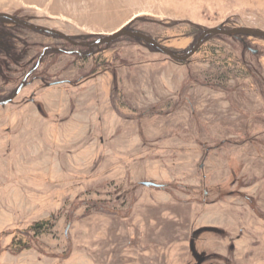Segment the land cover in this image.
<instances>
[{
    "label": "rangeland",
    "instance_id": "rangeland-1",
    "mask_svg": "<svg viewBox=\"0 0 264 264\" xmlns=\"http://www.w3.org/2000/svg\"><path fill=\"white\" fill-rule=\"evenodd\" d=\"M0 12L80 42L128 23L183 53L205 28L264 30V0H0ZM16 25L0 20L17 82L44 48L77 49ZM218 36L183 62L126 36L56 56L47 79L69 83L37 73L0 105V264H264V40Z\"/></svg>",
    "mask_w": 264,
    "mask_h": 264
},
{
    "label": "water",
    "instance_id": "water-1",
    "mask_svg": "<svg viewBox=\"0 0 264 264\" xmlns=\"http://www.w3.org/2000/svg\"><path fill=\"white\" fill-rule=\"evenodd\" d=\"M0 20H6L8 22H12L14 24H17L23 28L35 31V32H42L51 34L53 36H57L60 39L66 41L68 44L74 46V47H84L88 49V52L85 55H81L79 51L73 49V50H62L58 49L57 51L59 53H65L68 55L71 54H79L83 57H90L93 53V49H100L101 46H107L110 43L114 42L120 37H129L133 39H138L142 41L145 45L148 47L153 48L154 50L163 53L164 55L170 57L171 59L177 61V62H183L188 60L199 48V46L207 39V37L216 36V35H223V36H229V37H235L238 38L239 36L244 37H254L264 40V30L259 28H252V27H244V26H237L232 28H225L223 25H218L216 27L211 28H205L202 29L201 33L198 35V37L195 39V42L190 47L189 50H187L185 53L183 52H175L164 45H162L159 41H157L152 36H149L143 32L137 31V30H129L128 29V23L124 25L123 27L116 29L115 31H112L107 34H101L98 36L97 39L93 40L92 42H80L73 39L72 36L65 34L64 32L49 28L42 25H35L28 23L19 17L6 13V12H0ZM47 51L46 48H44L40 55L38 60L36 61L35 65L23 76L22 80L19 82L15 92L9 96L8 98L4 100H0V105H6L11 103L15 97L19 94V92L22 90V88L27 83L28 79L32 75V73L35 71V69L40 65V61L43 58L45 52ZM141 186L146 187H155V188H161L160 184H156L151 181H142L139 183Z\"/></svg>",
    "mask_w": 264,
    "mask_h": 264
},
{
    "label": "trees",
    "instance_id": "trees-1",
    "mask_svg": "<svg viewBox=\"0 0 264 264\" xmlns=\"http://www.w3.org/2000/svg\"><path fill=\"white\" fill-rule=\"evenodd\" d=\"M17 27H21V26H18L16 25ZM130 26V25H129ZM22 28V27H21ZM132 30H136V29H132ZM34 32V31H33ZM36 33H42V32H36ZM44 34V33H43ZM218 36V35H216ZM58 39H60L59 37L57 36H54ZM213 37V36H212ZM219 37V36H218ZM208 38V37H207ZM211 37H209L210 39ZM62 40V39H61ZM64 41V40H63ZM116 41V40H115ZM114 41V42H115ZM87 42V41H86ZM90 42V41H88ZM65 43H67L65 41ZM68 44V43H67ZM109 45H107L106 47H108ZM43 49V47H42ZM47 51L45 52L43 58L41 59L40 61V65L35 69V71L32 73V75L30 76L33 77L35 76L37 73L39 74H43V77H42V81L43 83H45L46 85H52V84H59V83H64V82H67L69 83L68 80L66 79H58V80H48L47 78H52L51 76H53V74H50L49 72V68L47 67V65L51 64V62L54 60V58L56 56H61V55H65L67 57H70V58H74L76 57V60L77 59H87L88 57H83L81 55H85L87 53V50L83 47H77V51H79V54H71V55H68V54H65V53H59L57 50L58 49H62V50H66V48L64 49L63 47H57V46H50V47H46ZM100 50V49H98ZM41 53V52H40ZM40 53L38 54L36 60L33 62L32 66L29 67V69H27V71L25 72V74L35 65L36 61L38 60L39 58V55ZM94 54V52L92 53ZM19 57V54L17 55L15 50L11 49L9 50L8 49H3L2 46H0V80L3 81L5 83L6 86L9 85V87H11L12 89L10 90L9 92V95H7L5 98L3 99H6L8 98L9 96H11L18 84L20 81L17 82V80H14L13 77H12V73L13 70L11 67H17L16 69L19 70L18 68L20 67V64L16 61V58ZM43 67V69L41 70V68ZM24 74V75H25ZM29 80V79H28ZM8 84V85H7ZM27 84V83H26ZM25 84V85H26ZM1 89V88H0ZM2 99V100H3ZM103 211H105L107 214H120L118 211L114 210H104L102 209ZM40 224H36V227H39Z\"/></svg>",
    "mask_w": 264,
    "mask_h": 264
},
{
    "label": "crops",
    "instance_id": "crops-1",
    "mask_svg": "<svg viewBox=\"0 0 264 264\" xmlns=\"http://www.w3.org/2000/svg\"><path fill=\"white\" fill-rule=\"evenodd\" d=\"M123 229L124 228H122V227H120V229L115 228V230H112V232H111L112 234L110 233V235L115 236L117 238L119 237L120 238L119 244L121 243V241L125 240V243H122L120 245H122L123 246L122 249L126 251V248H125L126 247L125 244H127L126 240H128V237H130L133 232H131L129 234V231H127V229H125L124 231H123ZM104 239H107L105 237V235H104Z\"/></svg>",
    "mask_w": 264,
    "mask_h": 264
},
{
    "label": "flooded vegetation",
    "instance_id": "flooded-vegetation-1",
    "mask_svg": "<svg viewBox=\"0 0 264 264\" xmlns=\"http://www.w3.org/2000/svg\"><path fill=\"white\" fill-rule=\"evenodd\" d=\"M84 48V47H83ZM86 50H87V52H88V49L87 48H85ZM76 50V49H75Z\"/></svg>",
    "mask_w": 264,
    "mask_h": 264
}]
</instances>
